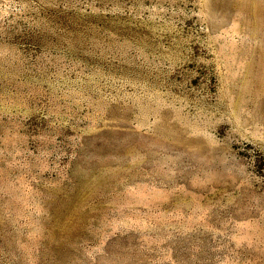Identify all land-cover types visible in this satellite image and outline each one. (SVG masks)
Segmentation results:
<instances>
[{
    "label": "rangeland",
    "instance_id": "1",
    "mask_svg": "<svg viewBox=\"0 0 264 264\" xmlns=\"http://www.w3.org/2000/svg\"><path fill=\"white\" fill-rule=\"evenodd\" d=\"M262 14L0 0V264H264Z\"/></svg>",
    "mask_w": 264,
    "mask_h": 264
},
{
    "label": "bare ground",
    "instance_id": "2",
    "mask_svg": "<svg viewBox=\"0 0 264 264\" xmlns=\"http://www.w3.org/2000/svg\"><path fill=\"white\" fill-rule=\"evenodd\" d=\"M244 1H245V0H244ZM247 1H248V0H247ZM252 1H253V0H252ZM255 2H256V1H255ZM257 2H258V1H257ZM257 2H256V3H257ZM254 4H255V3H254ZM258 4H259V3H258ZM250 5H251V4H250ZM252 5H253V4H252ZM255 5H256V4H255ZM252 8H253V7H252ZM261 13H262V12H261ZM255 15H257V14H255ZM262 15H263V14H262ZM263 16H264V15H263ZM258 17H259V16H258ZM261 17H262V16H261Z\"/></svg>",
    "mask_w": 264,
    "mask_h": 264
}]
</instances>
